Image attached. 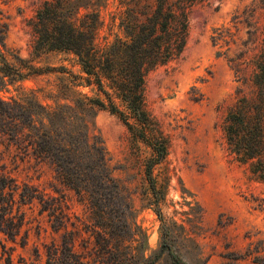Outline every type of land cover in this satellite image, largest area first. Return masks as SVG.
<instances>
[{"label":"rangeland","instance_id":"obj_1","mask_svg":"<svg viewBox=\"0 0 264 264\" xmlns=\"http://www.w3.org/2000/svg\"><path fill=\"white\" fill-rule=\"evenodd\" d=\"M40 1L0 0V22L6 25L1 51L6 61L14 66L19 61L41 68L63 66L79 74L72 55L32 50L26 20ZM116 5L115 0H95L89 6L103 21L100 35L109 39L117 33V20L112 18ZM187 21V39L179 56L144 76L145 108L167 137L166 153L151 170L160 196L157 205L144 178L150 149L113 114L96 110L88 118L89 130L101 141L109 173L118 186V195L107 197L104 208L111 224L108 235L119 234L114 244L121 254L131 256L130 264H137L142 254L152 264H169L161 248L163 239L184 264H253L249 258L234 257L249 243L250 248L260 240L264 243V185L227 154L219 122L236 96L248 92L229 59L240 61L239 54L246 48L252 53V45H243L246 22L263 25L264 0H208L191 7ZM213 32L221 35L214 42ZM249 72L250 68L242 69L241 76ZM64 77V72L49 70L6 80L0 95L34 94L42 104L64 103V95L58 92ZM0 142V162L5 163L0 171L36 187L49 206L40 211L39 202L33 200L20 207L24 219L15 240L0 231V264L44 263L45 247L59 244L64 232L73 238L71 250L81 260L111 264L96 244L95 218L52 166L13 147L5 149L1 138Z\"/></svg>","mask_w":264,"mask_h":264},{"label":"trees","instance_id":"obj_2","mask_svg":"<svg viewBox=\"0 0 264 264\" xmlns=\"http://www.w3.org/2000/svg\"><path fill=\"white\" fill-rule=\"evenodd\" d=\"M94 1L41 0L26 20L32 50L72 55L79 74L63 66L41 68L19 60L18 66L9 64L1 51L5 46L6 25L0 22V90L6 80L43 71L67 74L58 84L64 103L42 104L34 94L23 98L0 95V138L5 149L13 147L23 156L48 162L58 179L95 218L98 229L95 234L99 237L95 241L108 262L130 264L131 256L121 254L114 244L119 234L108 235L111 224L106 221L104 208L107 197L118 195V186L109 173L101 141L89 130L88 118L96 110L113 114L136 140L150 149L144 178L157 205L160 196L151 170L166 153L167 137L145 108L144 76L179 56L187 39L189 10L208 0H115L112 18L117 20V33L110 39L100 35L103 21L89 7ZM246 26L243 45H252L253 51L248 54L246 48L239 54L243 57L240 61L229 59V62L238 75L237 80L247 85L248 92H240L226 108L219 128L227 154L243 166L250 178L264 185V23L256 27L246 22ZM213 33H216L211 36L214 42L221 35ZM246 68H250L249 74L241 76ZM82 87L91 94L81 91ZM4 168L5 163L0 162V169ZM33 200L39 202L40 211L48 209L46 199L36 187L19 183L9 173L0 171V231L8 239L14 241L19 234L24 219L20 207ZM155 212L160 219L158 206ZM68 233L61 235L59 244L45 247L44 263L32 264H91L71 250L73 238ZM251 244L234 258H249L253 264H264L263 241L252 248ZM161 248L169 264H184L166 239L162 240ZM38 255L36 252L35 256ZM137 264H152V261L142 254Z\"/></svg>","mask_w":264,"mask_h":264}]
</instances>
